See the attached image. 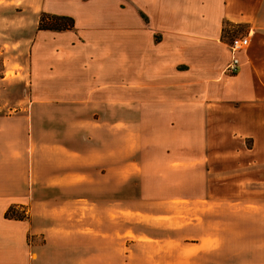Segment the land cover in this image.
Listing matches in <instances>:
<instances>
[{"label":"crops","instance_id":"obj_1","mask_svg":"<svg viewBox=\"0 0 264 264\" xmlns=\"http://www.w3.org/2000/svg\"><path fill=\"white\" fill-rule=\"evenodd\" d=\"M0 2L15 9L25 5ZM65 14L55 16L73 18L77 28L72 13ZM227 23L249 29V46L237 57L222 39ZM73 31H38L36 43L49 34L56 48L48 64L31 55V96L15 116L0 122V148L16 136L24 141L21 160L0 154V264H121L122 185L140 182L148 190L124 201L209 203L231 197L216 191L222 189L217 185L234 183L227 171L233 163L232 171L264 169V0H148L145 161L137 160L135 146L121 150L117 124L104 126L118 103L88 96L87 84L75 83L71 62L86 53ZM235 59L239 72L227 76ZM76 70L87 71L82 65ZM44 85L48 95L38 93ZM43 105L57 119L70 120L63 133L52 131L56 140L50 144L36 143V109ZM21 120L24 129L7 126ZM60 134L71 138L64 141ZM89 184L100 190L112 184L117 191L112 197L90 195ZM16 205L28 207L29 220L6 218ZM128 214L148 216V208ZM125 231V264H137L138 248L148 249V233L130 226Z\"/></svg>","mask_w":264,"mask_h":264},{"label":"rangeland","instance_id":"obj_2","mask_svg":"<svg viewBox=\"0 0 264 264\" xmlns=\"http://www.w3.org/2000/svg\"><path fill=\"white\" fill-rule=\"evenodd\" d=\"M29 2L35 7L29 6ZM1 4L0 31L4 33L0 32V122H4V117L15 116L31 96V55L35 53L36 58L48 64L51 50L56 48L53 36L49 34L35 42L38 31L43 30L39 22L42 13L55 16L66 15L68 11L77 20V28L72 34L81 36L83 46L80 47L85 50L83 54L86 53L73 57L74 64L71 62L70 72L74 74L75 83L87 84L84 89L88 96L106 101L114 99L115 104L118 103L112 112L110 110V119L104 121V126L117 124L114 126L121 130V150L128 145L135 146L137 160L145 161L144 148L148 142V0H25L22 9ZM248 32L247 25L227 23L222 39L231 49L234 39L248 38ZM237 52H233L235 57ZM233 62L237 63V71L230 69ZM233 62L227 67V76H236L239 72L238 62L236 59ZM80 65L87 69L84 74L77 73L76 66ZM7 68L9 70L4 72ZM23 68L26 73H21ZM49 90L44 85L38 93L48 95ZM36 113V143L54 142L56 135L52 131L58 129L63 133L61 129L70 122L64 117L57 119L58 113L49 112L47 105L38 107ZM7 126L27 127L22 120ZM60 138L65 141L71 137L60 134ZM12 139L0 148V154L4 150L10 158L21 160L24 158L21 152L23 137ZM236 145L232 143L233 147ZM218 150H221L220 146ZM248 158L244 156L243 159ZM234 166L235 163L227 168L234 176V183L217 185L222 189L216 191L228 197L231 194V197L209 203L183 199L148 203L124 201L148 190L139 181L122 185L121 264L127 259L129 242L126 247L124 242L129 239L125 231L129 226L148 233V249L143 245L138 248L137 264H264V182H259L260 179L264 181V169L257 173L241 168L232 171ZM90 174L96 176L93 170ZM96 186L89 184L90 195L112 197L114 189L117 191L112 184L100 185L104 188L101 190ZM16 207H21L19 213L24 207L26 216L31 217L28 207ZM146 208L148 216L137 214L134 218L128 214L130 209L140 213Z\"/></svg>","mask_w":264,"mask_h":264},{"label":"trees","instance_id":"obj_3","mask_svg":"<svg viewBox=\"0 0 264 264\" xmlns=\"http://www.w3.org/2000/svg\"><path fill=\"white\" fill-rule=\"evenodd\" d=\"M40 27L43 30H50V31H68L73 30L75 28V21L73 18L70 17H62V16H51L44 14L40 19ZM21 207L13 206L6 212V218L14 219V220H26L30 217L26 216V212L24 211L25 208L22 207L21 213H19Z\"/></svg>","mask_w":264,"mask_h":264},{"label":"built area","instance_id":"obj_4","mask_svg":"<svg viewBox=\"0 0 264 264\" xmlns=\"http://www.w3.org/2000/svg\"><path fill=\"white\" fill-rule=\"evenodd\" d=\"M249 45V37L247 38H243V37H237L234 39L233 43H232V47L231 50L233 52H237L239 50H244L247 48V46ZM230 69H232V71H237V63L233 62V64L230 66Z\"/></svg>","mask_w":264,"mask_h":264}]
</instances>
